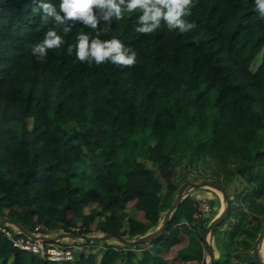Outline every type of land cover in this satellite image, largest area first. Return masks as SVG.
Wrapping results in <instances>:
<instances>
[{
	"label": "trees",
	"instance_id": "1",
	"mask_svg": "<svg viewBox=\"0 0 264 264\" xmlns=\"http://www.w3.org/2000/svg\"><path fill=\"white\" fill-rule=\"evenodd\" d=\"M45 2L59 7V0ZM38 3L0 0V215L30 232L27 223L37 217L51 233L135 241L160 228L185 183L212 182L231 198L211 232L215 264H259L264 18L255 0H193L186 20L195 27L184 33L163 24L152 34L135 32L139 10L96 30L76 23L64 34L60 26L65 43L42 60L32 47L54 24L42 23ZM97 32L132 48L136 64H89L75 50L68 54L78 34ZM28 182L43 185L49 199L31 197ZM199 190L186 194L153 240L79 241L87 248L67 264H173L164 258L168 250L185 263L207 264L202 236L219 211L203 225L194 220ZM132 203L144 223L127 213ZM0 264L54 263L0 235Z\"/></svg>",
	"mask_w": 264,
	"mask_h": 264
},
{
	"label": "clouds",
	"instance_id": "2",
	"mask_svg": "<svg viewBox=\"0 0 264 264\" xmlns=\"http://www.w3.org/2000/svg\"><path fill=\"white\" fill-rule=\"evenodd\" d=\"M34 3L37 0H33ZM193 0H59V7L52 3L39 0L33 10L41 12L44 24L52 22L54 27L48 28L41 41L32 47V53L39 59H44L48 51L58 49L64 43L63 37L56 30L63 26V33L68 34L76 23L96 30L101 21L110 25L115 20L123 19V13L139 10L135 32L146 35L152 34L166 25L169 30L178 29L181 33L195 27L186 17L191 16ZM255 9L264 18V0H255ZM75 50V55L81 62L101 65L105 62L131 67L137 62V53L126 47L117 38L101 40L97 32L95 38L81 33L76 37V43L68 46V54Z\"/></svg>",
	"mask_w": 264,
	"mask_h": 264
},
{
	"label": "water",
	"instance_id": "3",
	"mask_svg": "<svg viewBox=\"0 0 264 264\" xmlns=\"http://www.w3.org/2000/svg\"><path fill=\"white\" fill-rule=\"evenodd\" d=\"M203 188H208V189H212V190H216V191L220 192L222 194L224 202H225V208L211 221V223L208 225L206 231L204 232V234L202 236L203 241L205 243L206 253L209 257V263L208 264H215V254H214L213 248H212L208 238H209V235H211V232L214 230V228H216L218 225H220L226 219L228 212L231 208V198L229 197L228 193L221 186H219L215 183H212V182L201 181V182H197V183H185L180 188L178 195L176 197V200L173 203V205L171 206V208L169 209V211L167 212L166 216L164 217L163 223L160 226V228L158 230H156L155 232H153L152 234H149V235H147L141 239L135 240V241H127L120 236L110 235V234L103 235L100 237H91V236H84V235H62V236H58V237H54V238H52V237H41L40 238L38 236H34L31 232H29L21 224L14 222L11 219H8V218L0 215V220L4 223L13 225L17 229H19L23 234H25L26 236H28L29 238H31L33 240L42 239L45 242H56L62 238H72V239H80V240L86 241V242H88V241L103 242V241H107L110 239H115L123 245L136 246L138 244L151 241L154 238H156L157 236L164 233L167 224L171 220L172 214L180 206V204L182 203L186 194L192 190L203 189ZM262 250H264V228L262 229L261 233L259 234V236H258V238L254 244V254H255L256 260L259 264H264V260H263V256H262Z\"/></svg>",
	"mask_w": 264,
	"mask_h": 264
},
{
	"label": "built area",
	"instance_id": "4",
	"mask_svg": "<svg viewBox=\"0 0 264 264\" xmlns=\"http://www.w3.org/2000/svg\"><path fill=\"white\" fill-rule=\"evenodd\" d=\"M213 212V204L210 201L201 200L198 210L194 214V220L205 223L207 216L213 214ZM69 230L77 234L81 232L80 227H70ZM31 233L40 238L48 237L51 234V229L49 226L38 225ZM0 235L9 241L15 250L38 256L47 262L67 264L75 260V253L71 247L60 245L58 242H45L42 239L33 240L13 225L4 223L1 220Z\"/></svg>",
	"mask_w": 264,
	"mask_h": 264
},
{
	"label": "crops",
	"instance_id": "5",
	"mask_svg": "<svg viewBox=\"0 0 264 264\" xmlns=\"http://www.w3.org/2000/svg\"><path fill=\"white\" fill-rule=\"evenodd\" d=\"M26 187H27L28 193H29V195L31 197H34V198H36L39 201H43V200H48L49 199V193L47 192V190L44 188L43 185L37 184V183H34V182H28L27 185H26ZM203 189H207V188H203ZM205 192L199 190V191L193 192L192 193V196L194 198L200 199V201H201V200H204V197H205L204 194H205ZM213 207H214V210H215V205H213ZM113 210L116 212L115 217H118V219H119L120 216H121L122 211L121 210H118L117 208H114ZM126 211L130 215V217L133 218L134 220H137V221H139L141 223H144L145 222V216H144V214L142 212H139L136 209V203L130 204L128 206V208H127ZM70 218L72 219L73 218V215H70ZM37 219H38L37 217H34V219L32 221H30V222L27 223V226H30L31 228H35L38 225H42V224L37 223ZM201 224L203 225L204 223H201ZM42 226H44V225H42ZM178 226H179V224H175L173 227L175 228V227H178ZM62 235L63 234H60V233H51L48 237L54 238V237H58V236H62ZM210 237H211V235H209V238H208L209 239V242H210ZM68 240H75L76 242L82 241L80 239L62 238V239H60L59 241H56V242H58L60 245H63L62 243L63 242H67ZM110 240L111 241H109V243L110 244H113V245L118 242L115 239H110ZM161 243H162V246L164 248H166V243L165 242H161ZM177 253H178V250H168L164 254V258L167 259L168 261H170L173 264H189V263H185V262L181 261L178 258ZM208 263H209V257L207 255V264Z\"/></svg>",
	"mask_w": 264,
	"mask_h": 264
},
{
	"label": "rangeland",
	"instance_id": "6",
	"mask_svg": "<svg viewBox=\"0 0 264 264\" xmlns=\"http://www.w3.org/2000/svg\"><path fill=\"white\" fill-rule=\"evenodd\" d=\"M238 185V183H236ZM234 187H231V192L233 191ZM206 191V192H205ZM203 192H205L204 200L210 201L213 205H215V209L221 212L225 208V202L223 199V196L220 192L212 189H205ZM210 192V193H209ZM217 199V200H216ZM213 217V215L207 216V221L210 220ZM65 246L71 247L74 251V253H82V250L87 248L84 243L82 242H76L75 240H68L67 242L62 243ZM262 256L264 260V250H262Z\"/></svg>",
	"mask_w": 264,
	"mask_h": 264
}]
</instances>
